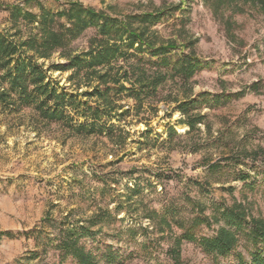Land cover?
Wrapping results in <instances>:
<instances>
[{
    "label": "rangeland",
    "instance_id": "1",
    "mask_svg": "<svg viewBox=\"0 0 264 264\" xmlns=\"http://www.w3.org/2000/svg\"><path fill=\"white\" fill-rule=\"evenodd\" d=\"M80 1L119 17L164 9L158 34L178 44L194 41L180 46L193 50L200 66L186 77L176 71L179 53H173L172 63L159 68L167 75L156 90L140 99L111 90L114 127H104L103 135L48 120L33 105L0 102V232H10L0 236V264H80L59 247L67 214L92 223L91 231L77 233L98 264H255L257 255L264 261V5ZM38 2L53 11L67 6L66 0H0V28L12 24L10 5L40 13ZM97 35L89 27L51 60L39 61L68 64L62 54L87 49ZM71 73L50 67L47 80L77 100L107 103L93 91L98 78L88 83L83 73ZM106 206L112 213L94 219ZM223 233L230 246L212 251L207 240Z\"/></svg>",
    "mask_w": 264,
    "mask_h": 264
},
{
    "label": "trees",
    "instance_id": "2",
    "mask_svg": "<svg viewBox=\"0 0 264 264\" xmlns=\"http://www.w3.org/2000/svg\"><path fill=\"white\" fill-rule=\"evenodd\" d=\"M26 1L29 3L33 0ZM259 1L264 5V0ZM38 5L40 13L19 3L10 5L12 24L8 28H0V102L3 101L7 106L16 103L33 105L48 120L61 121L71 129L78 128L80 133L103 135L104 127H114L109 120L114 107L109 98L111 90L130 91L129 95L135 99L156 90L167 75L161 73L159 68L172 63L173 53H179L175 63L179 65L176 71L186 77H192L200 66V59L194 51L186 52L184 48L193 46L194 41L178 44L176 38L164 39L158 34L155 25L167 14L164 9L132 12L119 17L103 9L87 6L80 0H66L67 6L57 11L45 8L40 2ZM179 7L177 4L170 9L176 11ZM89 27H96L100 38L91 41L87 49L63 53L68 64L51 62L45 67V62L39 61L51 60L55 52L69 46L72 40ZM121 59L133 64L129 67L124 66V63L119 64ZM114 66L118 67L115 71ZM153 66L157 71L148 75L147 67ZM50 67L56 70L72 69L70 77L83 73L88 83L98 78L93 91L105 97L107 103L83 102L77 100L75 95L60 92L52 80H47ZM119 69H122L121 73ZM122 79L128 81L129 86L123 84ZM110 82L114 85H110ZM80 118H84V121L81 122ZM195 122L192 118L188 123L195 126ZM111 213L106 206L103 211L94 214L93 218L103 220ZM47 219L49 222L52 220L48 215L44 223ZM62 220L58 228L59 247L73 254L80 264H98L93 252L81 243V235L77 233L79 229L91 231L92 223L80 224L79 221L71 220L69 214ZM9 233L3 231L0 236ZM223 235L207 240L212 251L224 253L225 244L230 246V241L225 239L232 238ZM254 261L255 264H264L259 255L255 256Z\"/></svg>",
    "mask_w": 264,
    "mask_h": 264
}]
</instances>
